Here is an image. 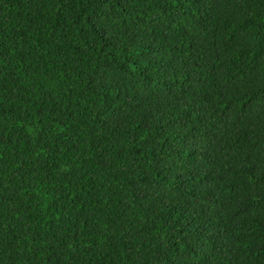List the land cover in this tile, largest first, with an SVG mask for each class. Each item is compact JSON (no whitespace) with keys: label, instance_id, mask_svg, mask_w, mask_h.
<instances>
[{"label":"trees","instance_id":"trees-1","mask_svg":"<svg viewBox=\"0 0 264 264\" xmlns=\"http://www.w3.org/2000/svg\"><path fill=\"white\" fill-rule=\"evenodd\" d=\"M0 264H264V0H0Z\"/></svg>","mask_w":264,"mask_h":264}]
</instances>
